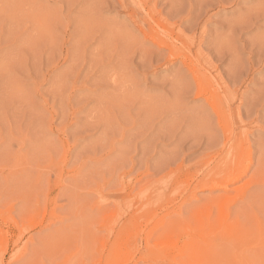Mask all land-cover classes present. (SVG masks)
I'll use <instances>...</instances> for the list:
<instances>
[{"label": "rangeland", "instance_id": "1", "mask_svg": "<svg viewBox=\"0 0 264 264\" xmlns=\"http://www.w3.org/2000/svg\"><path fill=\"white\" fill-rule=\"evenodd\" d=\"M0 264H264V0H0Z\"/></svg>", "mask_w": 264, "mask_h": 264}, {"label": "bare ground", "instance_id": "2", "mask_svg": "<svg viewBox=\"0 0 264 264\" xmlns=\"http://www.w3.org/2000/svg\"><path fill=\"white\" fill-rule=\"evenodd\" d=\"M146 17H147V16H146ZM167 37H168V36H167ZM229 115H230V113H229ZM232 137H233V136H232ZM234 137H235V136H234ZM235 138H236V137H235ZM230 139H231V137H230ZM225 140H226V139H225ZM228 140H229V139H228ZM228 140H227V141H228ZM225 142H226V141H225ZM225 142H224V143H225ZM229 147H230V146H229ZM200 172H201V171H200ZM225 182H226V181H225ZM223 183H224V182H223ZM212 186H213V185H212ZM220 186H221V185H220ZM221 187H223V186H221ZM223 188H224V187H223Z\"/></svg>", "mask_w": 264, "mask_h": 264}]
</instances>
